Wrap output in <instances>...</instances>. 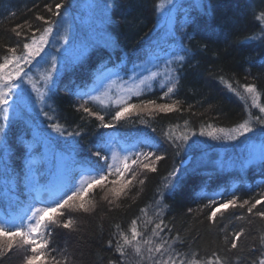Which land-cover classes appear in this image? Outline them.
<instances>
[{
	"label": "snow or ice",
	"instance_id": "obj_1",
	"mask_svg": "<svg viewBox=\"0 0 264 264\" xmlns=\"http://www.w3.org/2000/svg\"><path fill=\"white\" fill-rule=\"evenodd\" d=\"M114 6V0L89 5L101 10L100 25L111 23ZM222 6L221 0L216 5L211 0L207 3L193 0L189 8H184L178 0H158L155 9L164 28L163 43L158 42L145 52L127 71V54L112 61L118 44L109 38L102 45L110 50L107 59H101L86 71V78L92 82L78 84L72 80L71 89L64 85L78 101L74 110L82 114L80 119L95 121L96 139L87 153L82 142L90 132L80 124L70 127L62 123L54 97L66 76L85 69L96 50L95 41L86 35L73 39L68 28L59 30L61 10L72 7L68 0L46 4L50 15H36L35 20L42 22L37 26L25 21L11 29L15 43L0 46L3 49L0 51V187L3 189L0 199H6L9 204L6 212L0 211V264L17 253L20 264H69L67 249L58 247L56 230H68L66 235L78 232L79 217H92L101 206L105 213L124 210L129 200H135L133 193L138 197L150 176L158 174L161 162H166L170 153L174 157L187 155L209 140L228 143L242 148L240 170L250 166L264 169V90L254 82H247V77L244 83L219 77L223 86L245 104L247 116L234 126L202 122L197 127L185 120L183 126L173 125L162 131V139L168 146L162 150L153 135L157 128L148 119L183 110L181 101L172 97L178 93L185 71L195 59V53L185 42L194 39L188 29L197 23L191 8L212 17ZM11 15L15 17L17 13ZM255 19L264 22V10ZM246 39L264 42V27L260 35ZM117 81L122 83L119 94L113 97L111 89ZM157 89L160 95L149 98V93ZM97 103L102 107L93 110ZM253 109L257 111L253 113ZM191 110L189 105L188 111ZM41 117L48 123L42 126ZM16 125L26 130L17 136V143L25 149L19 174L10 163L13 152L9 133ZM131 126L136 127L135 133L121 131ZM29 132L31 138L25 139ZM203 166L202 159H182L157 190L159 199L153 198L155 207L151 215V205L146 204L125 225L112 226L106 243L118 256L108 264H132L133 254L135 264H233V256L237 257V264H264V231L252 236L241 226L224 235L222 248L197 258L199 252L189 244L194 238L182 236L174 217L166 218L169 210L166 194H174L190 177L200 175ZM21 191L23 200L18 194ZM200 198L207 202L187 208L186 214L203 213L212 226L217 224L218 213L222 219V210L237 207L245 209L249 217L264 221V211L257 208L264 204V188L257 197L248 199L222 191L209 194L202 189ZM237 219L245 217L237 216ZM248 223H252L251 218ZM242 237L250 238L243 249L239 243ZM244 250L246 255L241 262L240 253Z\"/></svg>",
	"mask_w": 264,
	"mask_h": 264
},
{
	"label": "trees",
	"instance_id": "obj_2",
	"mask_svg": "<svg viewBox=\"0 0 264 264\" xmlns=\"http://www.w3.org/2000/svg\"><path fill=\"white\" fill-rule=\"evenodd\" d=\"M76 0H68L71 8L62 9L63 17H68L73 9ZM59 0H0V46L15 43L14 34L11 29L17 24L25 21L37 26L42 22L35 20L36 15L47 13L45 5L54 4ZM193 1H184L186 7ZM208 0H206V3ZM218 0H211L216 5ZM223 6L216 9L214 16L202 15L194 7L191 8V15L196 17L197 23L188 31L193 34L194 39L189 43L195 59L185 71V78L181 82L178 93L172 97L173 100H180V112L170 114H160L149 121L157 128V137L162 150L167 148V144L162 139V131L173 125L183 126L184 121L188 120L190 125L199 126L202 122H210L221 127H231L241 122L247 116L245 104L233 93L229 92L220 82L219 77L223 75L225 79L229 77L244 83H256L257 87L264 90V42L260 40H247L246 37L260 35L261 27L264 22L255 19L261 10H264V0H221ZM158 0H114L115 6L110 12L111 23L106 25V31L110 39L118 44V48L112 61H118L119 57L127 54L125 70L130 71L133 62H138L143 54L150 51L158 42L163 43V35L160 39V18L156 13L155 5ZM181 4V5H182ZM11 12H16L13 17ZM63 19V18H62ZM98 45L93 54L90 55L85 69L70 73L65 77L61 88L54 97L57 114L62 117V123H67L70 127L77 124L85 127L90 134L82 142L85 153L91 149V144L96 139V130L93 127L95 121L91 123L87 119L81 120V113L74 110V105L78 101L64 89L68 85L73 88L71 81L75 80L78 84L85 82L91 83V79L86 78V71L90 70L101 59H107L110 50ZM167 47V45H165ZM3 49L0 48V51ZM111 66V65H110ZM124 76V72H121ZM127 79V76H124ZM121 81L116 82V86L111 89V95L115 97L119 94ZM160 95L159 89L149 93V98L156 99ZM163 102V101H159ZM170 102V101H169ZM189 105L192 106L191 112L188 111ZM211 105V107H210ZM102 106L93 105V110ZM253 113L257 110L253 109ZM48 123L43 120L42 124ZM43 126V125H42ZM139 127L143 128L142 125ZM135 126L127 127L121 131L124 133H135ZM26 130L21 125H16L9 133V142L12 145L13 157L10 163L19 174L24 163V151L22 145L17 143V136ZM103 131V130H102ZM179 133V130H178ZM30 132L25 135V139H30ZM199 148H193L187 155L174 157L169 154L166 162H161L158 174L151 175L138 197L135 192V200H129L124 210L112 213H105L103 206L98 214L92 217H79L78 232L67 234L68 230L57 229V244L60 249H67L69 264H108L109 260H115L118 253L110 250L107 246L112 226L115 223L125 225L130 219L139 214V208L146 204L151 205L149 215L154 209L153 198L157 190L164 183V178L173 166H179L182 159H191L197 156ZM200 175L190 177L184 185L177 189L174 194H166V203L169 210L166 218H175L176 229L181 231L182 236L191 237L189 240L191 247L198 251L200 257L205 253L222 248L224 235L230 234L239 227H246L252 236L264 231V221L258 217L246 213L245 209L229 208L217 214L216 226L204 219V214L188 215L186 210L189 207L195 208L198 204L206 203V199L200 198L201 190L209 194L215 191H222L230 195L237 194L241 199L257 197V194L264 188V169L250 166L245 170L231 169L221 166L212 161L203 163ZM0 187V191H2ZM20 199H25L22 191L18 193ZM99 199V196H97ZM131 207H128V205ZM9 204L6 199H0V211H7ZM257 208L264 211V204ZM256 210H254L255 212ZM237 216H244V220L237 219ZM251 218L252 223L248 220ZM247 236V233H246ZM241 248L250 243V238H241L239 242ZM246 255V250L241 251L240 261ZM256 255L255 253L253 256ZM20 253L6 259L4 264H20ZM132 264H135L136 257L130 255ZM233 264H237V257H232Z\"/></svg>",
	"mask_w": 264,
	"mask_h": 264
},
{
	"label": "rangeland",
	"instance_id": "obj_3",
	"mask_svg": "<svg viewBox=\"0 0 264 264\" xmlns=\"http://www.w3.org/2000/svg\"><path fill=\"white\" fill-rule=\"evenodd\" d=\"M184 1L187 0H178L180 4ZM103 2L104 0H76L69 16L63 17L66 19H62V23L58 25L59 30L63 32L65 28H68V35L73 39L77 36L83 37L86 35L89 39L95 41L96 46L104 44L110 37L106 31V25H100L99 23L101 10L99 8L89 7L91 4H99ZM160 28L161 39L164 32L162 24L160 25ZM113 86H116V84H113L112 87ZM120 87L121 85L118 90H120ZM40 120L42 122L45 119L41 117ZM196 147L199 148L197 156L199 155L200 158L198 160L202 159L203 163L212 161L213 163H217L224 167L240 169L238 162L241 158V146L212 142L209 140L207 143L200 144ZM234 161L237 163H234Z\"/></svg>",
	"mask_w": 264,
	"mask_h": 264
},
{
	"label": "bare ground",
	"instance_id": "obj_4",
	"mask_svg": "<svg viewBox=\"0 0 264 264\" xmlns=\"http://www.w3.org/2000/svg\"><path fill=\"white\" fill-rule=\"evenodd\" d=\"M187 1H188V0H187ZM182 6H183V7H186V5H185V4H182Z\"/></svg>",
	"mask_w": 264,
	"mask_h": 264
}]
</instances>
